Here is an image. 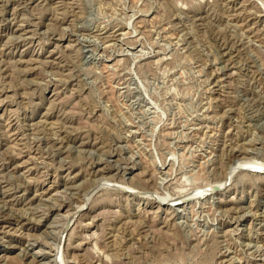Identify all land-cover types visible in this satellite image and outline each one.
<instances>
[{"label":"rangeland","instance_id":"374dc122","mask_svg":"<svg viewBox=\"0 0 264 264\" xmlns=\"http://www.w3.org/2000/svg\"><path fill=\"white\" fill-rule=\"evenodd\" d=\"M0 264H264V0H0Z\"/></svg>","mask_w":264,"mask_h":264}]
</instances>
